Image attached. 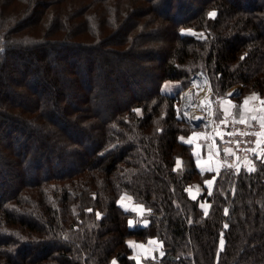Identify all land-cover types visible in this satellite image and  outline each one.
Listing matches in <instances>:
<instances>
[{
  "label": "trees",
  "instance_id": "16d2710c",
  "mask_svg": "<svg viewBox=\"0 0 264 264\" xmlns=\"http://www.w3.org/2000/svg\"><path fill=\"white\" fill-rule=\"evenodd\" d=\"M199 71L264 96V0H0V264H137L129 237L162 244L145 264H264L263 159L188 190Z\"/></svg>",
  "mask_w": 264,
  "mask_h": 264
},
{
  "label": "crops",
  "instance_id": "0c3cea01",
  "mask_svg": "<svg viewBox=\"0 0 264 264\" xmlns=\"http://www.w3.org/2000/svg\"><path fill=\"white\" fill-rule=\"evenodd\" d=\"M232 92V95L229 96L230 92ZM243 91V86L242 85H237L233 88H231L227 95L224 97L219 98V102L230 100L234 107L230 108L228 116L234 115L236 117L244 118L246 120H256L260 122L261 124H264V103H261V101H264V96H262L259 92H248L245 93L242 97V101H237V98L242 94ZM249 97H254V99L249 101V104L247 108H245L242 111V102ZM219 109L221 111V103H218ZM205 114V117H203L202 114ZM222 115L221 117H224V113L221 111ZM207 113L203 110H189L185 111L184 115L186 118L189 120L191 125L195 128L186 138V141L189 138H192L193 134H199L196 136L194 143L192 144L193 146V153H196L197 151L199 152V157L195 156V160L197 163V166L201 170L203 167L204 169H207L208 167H216V162L219 161V169L218 172L216 171H201L202 173L206 174V180L204 183H195L191 184L189 186V192L191 195H199L202 194L206 191V194L209 193V188L207 187V181H213L211 192L214 188L215 181L217 179V176L219 173L223 170V162H224V157H225V151L222 148L221 145V137H220V131L217 129V126H211V122L209 119L207 120ZM227 116V117H228ZM203 117V120L198 119ZM218 122V121H217ZM264 127V126H263ZM263 145L261 144L258 150V153L260 154L261 158L264 160V130L262 132V139ZM196 144L200 145V148L197 149L195 147ZM209 147L211 148V158H209ZM198 159L200 161H203L204 163H198ZM258 159V158H257ZM251 164V163H250ZM246 167V164L245 166ZM247 167H250L247 165ZM209 195V194H208ZM123 200V204L120 203V201ZM119 204L121 207L130 212L132 215L129 218L128 225L130 228H134L136 226H142L145 227L149 223V219L145 216V213L147 212L146 207L141 204L137 203L134 201L133 197L128 194H122V196L119 199ZM203 204L207 208V213L210 210L211 203L208 201L206 198L200 202V205ZM140 206H143L142 209L137 211ZM203 209V208H202ZM204 211V209H203ZM131 222V224H130ZM135 241V238H134ZM143 241V240H140ZM155 243H151V242ZM143 243V242H142ZM144 249L147 251L149 248H151L153 245L154 250H151V258L152 259H157L158 257H161L163 254V249H162V244L156 237H149L147 242H144ZM153 256V257H152ZM138 264V261H137ZM145 264V262L141 263Z\"/></svg>",
  "mask_w": 264,
  "mask_h": 264
},
{
  "label": "built area",
  "instance_id": "2783aa9c",
  "mask_svg": "<svg viewBox=\"0 0 264 264\" xmlns=\"http://www.w3.org/2000/svg\"><path fill=\"white\" fill-rule=\"evenodd\" d=\"M204 79H207L206 82H201L204 81ZM191 80L192 82H201L200 85L202 88L204 86L209 87L207 75L202 71L195 73ZM213 101L214 99L210 86L209 103ZM241 120H243V122H240ZM222 121L220 123L219 121L216 122V126L220 131L221 145L224 151L227 149L229 153H232L228 155L225 154L223 170L227 173L236 174L235 168H226L224 165H238L241 170V168L245 166V162L250 161L251 164L248 165L252 166L257 157V155H254V151L258 153L260 145H263L261 139L264 127L256 120L250 121L244 118L228 117L226 123ZM257 141H259V143H257Z\"/></svg>",
  "mask_w": 264,
  "mask_h": 264
},
{
  "label": "rangeland",
  "instance_id": "374dc122",
  "mask_svg": "<svg viewBox=\"0 0 264 264\" xmlns=\"http://www.w3.org/2000/svg\"><path fill=\"white\" fill-rule=\"evenodd\" d=\"M207 78H208V76H207ZM206 80L204 79V81H201V82H206ZM201 82L197 83V82H192V80H191L190 81V85L185 90H182L180 92V104H179V107L182 109L183 112H185V111L187 112L190 109L191 110L197 109V110L205 111L207 113L206 114L207 115V120L209 119V121L211 122V126H215L216 127V122L219 121V123H220L224 119V117H221L222 113H221V111L219 109V105H218V101H219L220 97L213 96V93H212V97L214 99L213 102L209 103V96L207 98V101L203 100V98H202L203 96H201L203 91L201 89H204L206 86H204L202 88L201 85H200ZM208 82H209V87H210L211 83L209 81V78H208ZM176 84H177V82L174 81V80L165 81L163 83V85H162V91L170 93V94H175V93H177L179 91V88H178V86ZM237 85H241V84H237ZM209 87H208V90H209ZM244 94L245 93H243V91H242V94L240 95L241 96V100L240 101H242V97H243ZM209 105H210V107H209ZM228 117H236V116L231 115V116H228ZM237 118H240V117H237ZM212 119L214 120L213 122H212ZM180 164H181V162H180ZM134 238L135 237H129L127 239L128 244H129V246L132 249L131 257H133L136 262L138 261V264H141L142 262L144 263L146 260L151 258V255H150L151 254V250H154L155 246L153 245L151 248H149L146 251L144 249V245H145L144 242H147L148 239H146L145 241L144 240L140 241V240L135 238V241H134Z\"/></svg>",
  "mask_w": 264,
  "mask_h": 264
},
{
  "label": "snow or ice",
  "instance_id": "6c2138e0",
  "mask_svg": "<svg viewBox=\"0 0 264 264\" xmlns=\"http://www.w3.org/2000/svg\"><path fill=\"white\" fill-rule=\"evenodd\" d=\"M212 15H214V13H213ZM231 95H232V94H229V96H231ZM252 99H254V97L246 98V99L242 102V111H243L245 108H247V106H248V104H249V101L252 100ZM218 103H221V111L224 113V120H223L222 122H225V123H226V121H227V116H228V114H229V110H230V108L234 107V105L232 104V102H231L230 100H226V101H222V102H219V101H218ZM261 103H264V101H261ZM209 107H210V105H209ZM198 119L203 120V117L198 118ZM240 122H243V120H241ZM262 126H264V124H262ZM197 135H199V134H195V133H194L193 136H192V138H189L187 141H183V138H181V141H182V142H186V143L189 144V145H192V144L194 143V140H195V138H196ZM257 143H259V141H257ZM195 147H196L197 149H199V148H200V145H199V144H196ZM253 151H254V150H253ZM209 154H210V155H209V158H211V148H210V147H209ZM225 154L228 155V154H232V153H229V150L225 149ZM194 155H196L197 157H199V152L197 151L196 153H194ZM254 155H257V158H258V159L261 158L260 154H259V153H256L255 151H254ZM197 162H198V163H201V164L204 163L203 161H200L199 159H198ZM245 163H246V170H247V171H252L253 169H252L251 167H247V165L250 164V161H246ZM179 165H180V161L178 160V161H177V168H179ZM219 166H220V165H219V161H217V162H216V167H208L207 169H204V168L202 167V168H201V171L207 170V171H216V172H218ZM224 167H226V168H229V167H231V168H235V170H236V174H238L239 171H240V168H239L238 165H227V164H225ZM212 184H213V181H207V187L209 188V193H208L209 195H211ZM192 199L195 200V199H196V196H195V195H192ZM120 203L123 204V200H121ZM142 207H143V206H140V208H138L137 211H139L140 209H142ZM200 207L204 209V214L207 215V208L205 207V205L201 204ZM89 211H90V210H89ZM149 211H150V210H149ZM130 224H131V222H130ZM225 227H227V225H225ZM151 243H155V242L153 241V242H151ZM220 243H221V245H223V241H222V240L220 241ZM141 247H142V246H141ZM113 264H115V262H113Z\"/></svg>",
  "mask_w": 264,
  "mask_h": 264
},
{
  "label": "bare ground",
  "instance_id": "6f19581e",
  "mask_svg": "<svg viewBox=\"0 0 264 264\" xmlns=\"http://www.w3.org/2000/svg\"><path fill=\"white\" fill-rule=\"evenodd\" d=\"M203 93L201 96H203V100H206L207 101V98L209 96V90H208V87H205L204 89H202ZM190 92V91H189Z\"/></svg>",
  "mask_w": 264,
  "mask_h": 264
},
{
  "label": "water",
  "instance_id": "95a60500",
  "mask_svg": "<svg viewBox=\"0 0 264 264\" xmlns=\"http://www.w3.org/2000/svg\"><path fill=\"white\" fill-rule=\"evenodd\" d=\"M232 92H233V91H231L230 94H232ZM202 115H203V117H205V114H204V113H203Z\"/></svg>",
  "mask_w": 264,
  "mask_h": 264
}]
</instances>
